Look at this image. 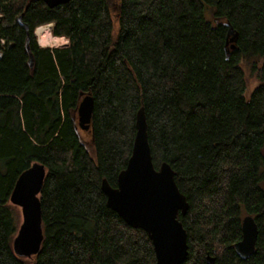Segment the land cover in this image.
Instances as JSON below:
<instances>
[{
	"label": "trees",
	"instance_id": "16d2710c",
	"mask_svg": "<svg viewBox=\"0 0 264 264\" xmlns=\"http://www.w3.org/2000/svg\"><path fill=\"white\" fill-rule=\"evenodd\" d=\"M112 1L0 0V264H157L149 234L102 188L104 179L117 187L141 107L154 166L171 165L189 203L179 214L182 264H208V255L264 264V0ZM47 24L66 46L39 45L35 30ZM247 70L259 82L249 95ZM85 94L95 156L74 118ZM35 161L47 175L44 240L31 263L13 249L21 215L10 197ZM246 215L259 233L243 259L235 243Z\"/></svg>",
	"mask_w": 264,
	"mask_h": 264
},
{
	"label": "water",
	"instance_id": "95a60500",
	"mask_svg": "<svg viewBox=\"0 0 264 264\" xmlns=\"http://www.w3.org/2000/svg\"><path fill=\"white\" fill-rule=\"evenodd\" d=\"M39 1L54 7L69 0ZM18 22L30 34L29 26L23 22L21 16ZM228 37L231 47L234 48L237 33L231 25ZM33 61L31 55V66ZM77 111L79 126L92 131L94 98L91 94L83 96ZM136 126L132 154L126 168L118 176L117 187H112L104 179L102 188L107 195L108 205L126 223L142 228L149 234L155 248L157 264H182L188 255V232L179 219V214L187 212L189 203L176 182L171 165L164 162L159 169L154 166L144 107L137 113ZM46 175L45 164L35 161L19 175L11 193V203L21 210V223L13 240V249L17 256L32 257L41 250L44 231L39 195ZM258 233L255 218L252 215L244 216L242 239L235 243L238 256L245 259L255 253ZM207 262L215 264V258L208 255Z\"/></svg>",
	"mask_w": 264,
	"mask_h": 264
},
{
	"label": "rangeland",
	"instance_id": "374dc122",
	"mask_svg": "<svg viewBox=\"0 0 264 264\" xmlns=\"http://www.w3.org/2000/svg\"><path fill=\"white\" fill-rule=\"evenodd\" d=\"M113 5L115 3L118 2V0H113ZM49 25V24H47ZM51 27V31H52V25H50ZM36 36H37V39H38V43L40 46H42L40 44V41H39V35L36 33ZM61 38H64V37H61ZM66 39V38H65ZM68 44V41L66 39V42L65 44L59 46V47H55V48H61V47H64ZM42 47H45V46H42ZM48 47V46H46ZM50 48H54V47H50ZM247 77H248V88H247V95H249L253 89L258 85V80L256 79L255 76L252 75V73H250L249 70H247ZM84 96V95H83ZM83 96L81 97V100L83 98ZM74 118H75V121H76V125H77V131H78V135H79V138L81 140V142L84 144V146L87 148V150L89 151V153L92 155V156H95V142H94V136H93V133L92 131L90 130H85V129H82L80 126H79V114H78V111L76 110L75 113H74ZM264 186V185H263ZM19 208V207H18ZM20 209V208H19ZM20 215H21V210H20ZM34 257L35 256H32V257H23L25 258L26 260H28L29 262L33 263L34 261Z\"/></svg>",
	"mask_w": 264,
	"mask_h": 264
},
{
	"label": "bare ground",
	"instance_id": "6f19581e",
	"mask_svg": "<svg viewBox=\"0 0 264 264\" xmlns=\"http://www.w3.org/2000/svg\"><path fill=\"white\" fill-rule=\"evenodd\" d=\"M36 33L39 35V41L42 46L59 47L65 44L66 39L54 36L50 25H44L37 28Z\"/></svg>",
	"mask_w": 264,
	"mask_h": 264
}]
</instances>
